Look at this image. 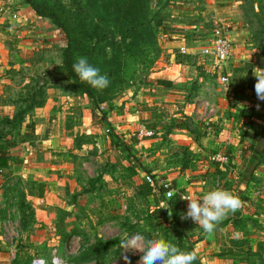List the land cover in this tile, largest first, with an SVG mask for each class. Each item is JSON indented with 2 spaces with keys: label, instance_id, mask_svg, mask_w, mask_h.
Instances as JSON below:
<instances>
[{
  "label": "rangeland",
  "instance_id": "obj_1",
  "mask_svg": "<svg viewBox=\"0 0 264 264\" xmlns=\"http://www.w3.org/2000/svg\"><path fill=\"white\" fill-rule=\"evenodd\" d=\"M70 1L63 0V3L70 6ZM83 2L85 0L81 4ZM149 7L151 12L160 8V16L165 20L166 34L159 36V52L156 53L154 49L150 51L154 53L150 54L151 63H138L131 67L134 76L128 86L116 95L108 113L121 110L143 86L151 89L155 86V79H167V74L163 73L180 62L182 80L177 83L186 86L185 89H180L186 90L183 92L186 94L182 98L184 94L179 90L170 97L173 99L170 104L173 105L174 112L180 114L179 118H186L185 111L194 112L193 109L185 110L188 104L203 102L204 98H201L198 89L201 88L199 84H203L204 78L213 81L219 77L220 72L227 75V89L216 83L215 90H219L220 93H217L221 97H229L231 86L233 89L240 86L239 71L232 70L233 55L221 69L205 57L179 59L176 54L164 52L168 39L194 40L196 43L189 48L197 53L198 48L206 45V40L216 24L227 26L233 41L230 32L241 28V25L245 30L244 24L251 20L254 21L253 27L257 29V33L262 34L261 45L264 46V0H149ZM256 17L262 24L255 23ZM241 33L243 37L248 35L247 31ZM115 37L120 42L122 34L115 32ZM0 42L5 48L0 58V107L3 106L0 108V139L15 143V147L10 150L11 172L15 173L8 178L0 205L2 221L4 220L3 226L1 225V239L4 240L5 251L10 249L14 255L11 263L28 264L36 257L52 264L53 257H57L63 264H125L124 256H127L130 264H138L141 253L127 250L124 245L128 238L139 233L146 238L162 237L185 252L196 251L198 259L194 264H264V247L261 246L264 244V219L260 224L245 213L241 217L235 215L228 225L224 227V223H220L218 226L221 229H215L216 232L206 233L204 236H201L202 227L190 219L178 217L179 222L176 223L167 201L179 194L183 205L185 184L190 181L198 182L203 176L202 173H196L199 169L195 171L192 168L202 164L192 163L190 166V161L187 160L188 162L183 163L188 169L187 174L190 173L187 182L179 183L169 198L153 195L154 192L151 193L150 189L157 180L148 183L145 177L152 171V165L157 164L165 171L167 155L159 153L158 158L154 157L156 151L160 150H157L158 146L151 150L153 153H145L133 146L136 152L134 149L132 151L139 162L130 166L126 152L121 147H114L111 142L107 143L106 128L98 120L100 115L91 114L90 99L80 92L74 79L63 68L62 52L66 41L48 18L35 15L24 0H0ZM88 45L90 47L91 44ZM106 50L108 54L111 52L110 48ZM180 53L181 50L178 49V54ZM171 55L174 59H170ZM193 65L197 66L196 70H193ZM260 68L264 70V66ZM183 71H186L185 76ZM249 83L254 86V76H250ZM253 94L255 101L252 97L248 98V107L257 103L264 107V101L258 100L255 92ZM243 96L244 93H241L240 100L244 103ZM229 101L234 102L233 99ZM152 102L136 103L133 110L136 107L140 112H127L128 117H136L137 128L151 130L141 120L148 118L150 109L154 107ZM6 104L12 106V110ZM105 108L101 107V111ZM201 108V111L207 113V105H202ZM163 109L159 106L156 114L160 121L172 116L171 108H167V115ZM14 115L18 116L19 125L16 127L6 122V119ZM29 124L32 128L26 126ZM190 124L192 123L189 121V127L192 126ZM205 127L210 126L200 125V133L204 132ZM131 133H127V141L136 137V132L135 136H130ZM93 139L97 141V149L93 147ZM219 153L223 154L222 151ZM178 163L182 166V162L178 161L177 165ZM226 163L228 162L223 164ZM167 164L176 166V162L172 161ZM137 165L144 166L149 173H145ZM182 168H174L178 178L185 177ZM165 174L153 175L163 179L167 176ZM235 174H231V170L220 173L222 182L216 186L214 182L202 180L206 182L205 193L223 189L238 196L240 200L250 199L249 196L260 198L264 192L261 176L255 178L256 186L249 191L246 198L245 189L239 185L236 188V182L232 179ZM38 183H44L42 196L49 201L46 204H36L40 211L32 207V197L35 195L31 194ZM197 190L202 192L200 188ZM184 202L188 204V201ZM256 204L254 202V205H250L248 211L255 210ZM199 231L201 232L198 233ZM241 232L251 243L248 251L237 250L230 253L224 245L215 248L214 244L229 238L228 233ZM207 234L206 242L203 238ZM99 242L108 246L101 258L87 257L86 261H81ZM250 247L256 250L252 252Z\"/></svg>",
  "mask_w": 264,
  "mask_h": 264
},
{
  "label": "crops",
  "instance_id": "obj_2",
  "mask_svg": "<svg viewBox=\"0 0 264 264\" xmlns=\"http://www.w3.org/2000/svg\"><path fill=\"white\" fill-rule=\"evenodd\" d=\"M22 9V7H21ZM243 25H241V28H235L231 33V36H233L234 42V52H233V60H232V70L238 69V73L241 76L240 78V86L236 89H233V87H230V94L229 97L224 96L221 97L218 94L220 93L219 90H215L216 83L217 85L220 84L224 89L225 86L228 85V82L226 85H223L220 83L219 79L225 75V73H219V77H216L213 79V81L204 78L203 84L201 85L200 90V96L203 99V102L197 101L196 104H188L187 109L185 110H194L193 113H187L186 118L183 119L186 124L188 125V128L182 129V130H176L174 128H171V124L173 123V119L179 118V113L174 112L173 105L170 104V102H173V99H170L171 94H174V92L179 91L180 89H185V85H182L181 82L182 76H181V62L178 63V65H174L171 69H167L166 73L168 78L172 82V86L167 89L157 88L156 86H153L151 89L143 88V86L140 90H138L134 96L133 99H129V102L125 104L123 108L117 109L116 113L109 112L107 114L108 121L114 131L121 135L123 139H125L127 136V133H131L130 136H135V132L137 127L136 125V117L130 118L127 115V112L131 113L133 112H140L135 107L133 110L134 105L137 103L145 104L147 102H154V107L150 109L149 116L145 120H141L142 123L146 124L148 128L151 130L156 131V135L152 138H146L145 140L141 141L140 139H137L139 142H136L135 147L139 150L145 152V153H153L151 151L155 147L158 146L156 151V154L154 157L159 156V153L166 154V158L168 157V161L165 162V171L162 168H159V165H152V168L150 171V174H165L167 173V176L163 179H158V176H154V179L157 180V183L159 181H166L170 185L177 187L179 183L184 184L188 180V177L190 176V173L187 174L188 169L186 168V165L183 166V163L190 161L188 164L192 166V163L195 164H202L198 167L192 168V170L197 171L198 169L200 171H197L196 173H202L203 176L199 179L198 182L190 181L187 182L185 185V192L183 193V198L191 196L192 198H199L202 199V197L206 194L205 193V187L206 182L202 180H206L208 183H213L216 185L221 184L220 178L222 177L220 173L229 172L231 170V174L235 172L236 174L233 175V180L236 182V188H238V185L240 188L245 189V197L248 198V193L256 186V177L263 179L264 181V148L262 145H264V107H261L259 103L257 105L251 104V107H248L247 101L248 98L254 96V86L249 83L250 75L253 74V70L255 68H260L264 66V56L263 52H261V44L262 42L257 43L254 39L255 32L257 29H255L253 26L246 27L245 30L242 29ZM248 27V28H247ZM243 31H247V34L249 37H243L242 33ZM168 42L164 45L165 50L164 52H171L177 55V57L191 60L194 56H200L197 51H193V49H190L189 47L191 44L196 43L194 40H174L168 39ZM187 41V43H186ZM190 42V44L188 43ZM184 48L186 51V54H178V49ZM203 48V47H201ZM198 48V49H201ZM171 49V50H169ZM7 51V50H6ZM5 52L4 45L0 42V58L3 56V53ZM171 55L170 59H174V56ZM202 57V56H200ZM204 62V60H203ZM227 67V66H226ZM226 67H224L226 69ZM174 68H177L176 70H173ZM197 66L193 65V70H196ZM215 69V67H213ZM221 69V68H220ZM261 69V68H260ZM230 70V69H229ZM172 71V72H171ZM225 71V70H224ZM236 71V70H235ZM196 72V71H195ZM216 72V71H215ZM237 72V71H236ZM217 73V72H216ZM183 74L185 76L186 71H183ZM202 74V71H201ZM218 74V73H217ZM222 74V75H221ZM202 78H200V82ZM173 87V88H172ZM182 87V88H179ZM179 88V89H178ZM205 90V91H204ZM239 91V92H238ZM181 93L186 92V90H180ZM207 92V95H205ZM219 92V93H217ZM241 93H244L245 101L243 103V100H240ZM184 95L181 96L182 98L185 97L186 93H183ZM169 96V98H168ZM207 96V97H206ZM234 96V97H233ZM172 98V97H171ZM242 98V97H241ZM250 98V99H252ZM233 99L234 102L230 103L229 100ZM200 100V99H199ZM253 101L255 99L253 98ZM152 102V103H153ZM259 102V101H258ZM241 103V105L239 104ZM243 104V105H242ZM1 105V104H0ZM5 105V104H4ZM7 105V104H6ZM207 105V113L205 111H201V106ZM9 110H12V106L7 105ZM157 106V107H156ZM161 106V108L165 109L166 115L167 110L171 108L172 110V116L165 120L160 121L159 117L157 118V111L158 107ZM254 107L255 110L252 108ZM0 108H3L0 107ZM168 108V109H167ZM261 108V110H259ZM163 109V112H164ZM12 112V111H11ZM174 112V113H173ZM146 116V115H144ZM140 116H138V119ZM132 119V120H131ZM182 119V118H179ZM189 121L190 126L189 127ZM192 121V122H191ZM161 122V123H159ZM200 122V123H199ZM141 123V122H140ZM199 124V125H198ZM198 125V127H197ZM200 125H209L210 127H205L203 129V133H200ZM196 127L198 129H196ZM136 128V129H135ZM196 129V130H195ZM128 130H130L128 132ZM169 130V131H168ZM124 134V135H123ZM107 143L111 142L109 137ZM95 141V147L98 148L97 141ZM246 144V145H245ZM250 144V145H249ZM246 146V147H245ZM162 147V148H160ZM160 151V152H159ZM220 151L223 152V154L228 158V163L224 165L223 163H212L211 157L214 155V153H219ZM210 156V157H209ZM188 160V161H187ZM176 162V166L172 165L169 166L167 163ZM182 162L180 163L177 162ZM194 166V165H193ZM183 167V168H182ZM184 169L183 174H185V177L178 178L176 176V170L175 169ZM224 169V171H222ZM11 166L8 169L0 170V205L3 202V190L7 184L8 178L10 176H14L11 172ZM191 170V169H189ZM238 172V173H237ZM19 175V174H17ZM166 175V174H165ZM182 176V175H180ZM261 176V177H260ZM187 178V179H185ZM176 180V181H174ZM44 183H38L37 187L35 188L34 193L31 192V194H34L35 197H32V202L34 204L32 207L36 211L37 210L36 204H46L49 201H47L46 198L40 194V185H43ZM264 184V183H263ZM197 185V187H195ZM244 185V187H243ZM201 186V187H199ZM202 189L201 191H198L197 189ZM233 189V188H232ZM174 190V189H172ZM253 195L255 193L253 192ZM250 199H241L243 202L242 208L237 213H230L221 223H224V227L228 225L232 221L234 216H242L243 213L247 214L246 216H252L256 221H258L261 224V221L264 219V192L260 196V198H255L252 196H249ZM257 199V200H256ZM30 200V199H28ZM254 202H257L256 209L252 212L248 211V207L250 205H254ZM189 203V202H188ZM187 206L183 199V209L185 212H187ZM242 212V214H241ZM3 213L0 210V234H1V225L3 226ZM220 224V223H219ZM218 224V225H219ZM216 229H221V226H218ZM203 229V228H202ZM217 231V230H216ZM215 231V232H216ZM199 231L198 233H200ZM262 232H264L262 230ZM261 231L260 233L263 234ZM206 234L203 230V233L201 236H204ZM3 234L0 236V264H17V263H11L14 259V255L11 254V251H5L4 249V240L1 239ZM227 236L229 238L225 240H220L218 244H214L215 248H218V246L224 245L226 249L230 253H233L235 251H248V246H251V243L246 240V237L243 232L241 233H228ZM208 234L205 235L203 240L206 242L208 241ZM202 240V241H203ZM204 241V242H205ZM257 245V244H256ZM223 246V247H224ZM261 246L264 247V244ZM257 248V246H256ZM253 247H250V251L254 252ZM256 253H254L255 255ZM12 255V257H11ZM255 259H257V256H254Z\"/></svg>",
  "mask_w": 264,
  "mask_h": 264
},
{
  "label": "trees",
  "instance_id": "obj_3",
  "mask_svg": "<svg viewBox=\"0 0 264 264\" xmlns=\"http://www.w3.org/2000/svg\"><path fill=\"white\" fill-rule=\"evenodd\" d=\"M24 2L35 15L48 18L64 36L66 44L62 52L63 68L74 79L80 92L90 99L89 110L93 116L100 115L98 120L105 126L113 146L121 147L126 152L125 156L130 166H133L138 161L132 151L134 149L136 152L133 146L137 138L132 141L123 139L110 125L107 114L116 95L128 86L134 76L131 67L138 63L143 65L151 63L150 54H154L150 53L152 49L156 53L159 52V36L166 34L165 20L160 16V8L151 12L149 0H85L84 5L81 4L82 0H71L70 6L68 3L64 4L63 0H24ZM257 18L255 23L262 24ZM246 23L244 26L252 28L254 21L248 20ZM115 32L122 34L120 42L116 41ZM254 37L257 43L263 40L262 34L257 31ZM88 44H91L90 47ZM107 48L111 49L109 54ZM261 50L264 51L263 45ZM78 57H87L92 66L108 77L107 88L96 90L79 80L72 68ZM154 85L157 88L167 89L172 86V82L166 78H157ZM101 107L105 109L101 111ZM9 118L6 119L7 123L14 127L19 125L17 115ZM183 119H173L171 128L176 130L188 128ZM26 126L32 128L30 124ZM14 147L13 141L0 139V170L11 166L10 150ZM137 166L145 170V173H149L144 166ZM40 187L42 194L44 186L40 185ZM169 188L174 189V186L169 185ZM150 190L151 193L154 192L153 195H164V189L156 182ZM167 206L173 219L176 223L179 222L178 217L184 214L181 196L178 194L167 201ZM178 211L181 213L177 214ZM106 249H108L107 244L99 242L92 247L89 254L81 258V261H86L87 257L101 258Z\"/></svg>",
  "mask_w": 264,
  "mask_h": 264
},
{
  "label": "clouds",
  "instance_id": "obj_4",
  "mask_svg": "<svg viewBox=\"0 0 264 264\" xmlns=\"http://www.w3.org/2000/svg\"><path fill=\"white\" fill-rule=\"evenodd\" d=\"M74 73L81 82H86L96 90L108 87L109 79L101 74L100 70L88 62L87 57H78L72 65ZM253 75L255 94L258 100L264 101V70L255 68ZM169 192L168 196L171 197ZM188 201L187 212L182 219H190L203 228L205 233H212L230 213L234 214L243 206V202L236 195L223 189L207 192L202 199L184 197ZM170 215V214H169ZM125 249L141 253L138 264H194L198 259L196 251H182L176 245L164 238H146L142 234H135L127 239ZM125 264H130V259L124 256Z\"/></svg>",
  "mask_w": 264,
  "mask_h": 264
},
{
  "label": "built area",
  "instance_id": "obj_5",
  "mask_svg": "<svg viewBox=\"0 0 264 264\" xmlns=\"http://www.w3.org/2000/svg\"><path fill=\"white\" fill-rule=\"evenodd\" d=\"M16 17V16H15ZM233 43L229 36V32L227 30V26H224L222 23L216 24L208 39L206 40V45L198 50V54L202 57L208 59L211 63H213L217 68L224 66L225 62L231 58L233 55ZM181 54H186L184 48H180ZM220 83L226 85L228 82L227 75L222 76L219 79ZM155 133L152 130H148L144 127H139L136 129V138L144 139V138H152ZM212 162L216 163H225L228 161V158L220 153L214 154L211 159ZM148 183L154 182L155 179L152 174H147L145 177ZM159 186L164 189V196L169 198L168 193L173 192L172 189L169 188V183L166 181H159ZM173 194V193H172ZM172 196V195H171ZM28 264H47L42 258H33ZM52 264H63L60 263L57 257H53Z\"/></svg>",
  "mask_w": 264,
  "mask_h": 264
}]
</instances>
